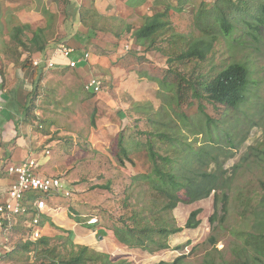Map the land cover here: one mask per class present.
<instances>
[{
	"label": "rangeland",
	"instance_id": "rangeland-1",
	"mask_svg": "<svg viewBox=\"0 0 264 264\" xmlns=\"http://www.w3.org/2000/svg\"><path fill=\"white\" fill-rule=\"evenodd\" d=\"M241 1L242 7L248 9L236 15L229 37L217 32L211 19L215 33L206 59L179 61L177 57L192 42L211 40L195 22L207 16L215 0H0V79L4 81L0 93L6 92L0 99L3 108L7 93L17 97L10 93L13 85L32 80L30 61L36 57L37 49L29 40L36 29H44L47 46L66 42L78 57L89 53L85 75L74 68H40L37 79L32 85L26 81L29 89L24 90L29 112L38 109L40 120L30 122L32 133L26 128L30 117L23 123H15L19 117L12 118L2 131L14 137L13 142L20 140L16 135L27 134L26 144L32 148L31 157L37 161L39 172L57 174L60 169L50 170L48 166L63 159L69 169L59 179L71 196L65 197L63 191L42 196L54 210L60 207L69 212L68 219L78 224L77 232L55 227L64 225L62 213L42 218L44 238L48 239L45 246H37L34 241L28 247H18L29 242L22 240L21 230H0V257L14 250L0 264H47L52 260L66 264L78 253V245H85V240L79 241L80 236L86 237L91 227L102 231L96 236L98 242L99 235L105 234L112 240L114 229H138L143 225L150 230L148 239H143L146 246L155 248L157 243L165 242L169 248L150 255L122 245L117 249L109 241L92 250L108 255L111 262L126 264H170L180 255L185 258L179 264H207L212 260L215 264H264V255L258 256L244 242L249 235L264 234V25L258 32H249L245 26L253 17L264 20V0ZM83 7L94 11L96 27L92 31L87 21L81 22L76 15ZM156 13L165 16V30L138 41L134 32ZM22 25H28L31 31L25 29L15 38V27ZM231 63L244 64L250 73L245 100L238 109L194 99L192 89L182 81L189 77L195 81L198 74L212 78ZM91 78L102 81L97 94L84 89ZM178 83L182 90L179 100L173 101ZM47 113L54 117L48 120ZM69 113L72 119H63ZM179 117L188 119L180 121ZM208 120L215 122L209 125L210 130L206 128ZM51 126L55 127L53 134L49 133ZM120 130L132 164L126 159L123 164L118 161L116 134ZM157 131L169 133L175 149L188 148L186 153L179 152L183 156H188L189 150H210L216 165L205 166L203 162L201 167L196 158L188 161L182 176L214 173L219 165L221 172L216 175L224 181L223 187L192 204L182 202L172 211L163 210L165 197L157 194L148 181L154 175L147 157V135ZM206 132L219 143L208 148ZM156 143L161 154L177 157L170 146ZM13 147L14 144L9 151ZM176 160L180 166V157ZM144 174L148 180L142 179ZM184 194L178 192L180 199H187ZM215 199L219 200L215 203ZM197 209L201 211L197 217L199 226L184 229L189 213ZM214 213L216 222L211 225L208 219ZM132 216L137 222L130 220ZM164 226L183 230L167 237L151 232ZM211 236L217 241L214 246L209 243ZM178 246L181 249L175 250ZM255 256L258 261L253 260ZM86 264L99 261L93 259Z\"/></svg>",
	"mask_w": 264,
	"mask_h": 264
},
{
	"label": "trees",
	"instance_id": "trees-1",
	"mask_svg": "<svg viewBox=\"0 0 264 264\" xmlns=\"http://www.w3.org/2000/svg\"><path fill=\"white\" fill-rule=\"evenodd\" d=\"M242 1L237 0V2H233V0H215V2L212 4L210 8L213 7L212 10H207V16L200 20V23H196L198 29L204 33L207 37H211V40L207 38V41H195L192 42L190 47L188 49L180 54L177 57V60L182 61L184 59H198V60H205V55L209 52V46L214 40V33H215V27H213V22H211V19H214V23L218 27L217 32L223 33L225 36H230L229 34L232 32L234 28L236 15L240 14V11L245 8L248 9V6L242 7ZM82 7V6H81ZM80 8V7H79ZM264 6L262 5L261 9ZM76 15L79 16L81 22H86L89 24L88 30L92 31L96 27L94 24V21L92 20V16H94V11H91V9H86V7H83V9H79L76 11ZM165 16L160 13H156L153 16L147 17L145 19V23L134 32L135 38L138 41H141L142 39H148L154 34L158 32H162L165 30L167 26V22L163 20ZM240 21H243V18H239ZM197 20L199 22V17H197ZM251 21L245 22V26L247 29H249V32H258V29L260 26L264 25V20L261 18V16L253 17L250 19ZM28 25H22L19 27H15L14 31V37L17 38L20 34H23L25 29H28ZM28 31H31V28L28 29ZM23 32V33H22ZM44 29L42 27L36 29L33 32V37L29 40L31 45L36 46V49L38 47V51H43L45 44L43 41L44 38ZM23 45V43H21ZM38 71L34 70L32 77L33 81H35L38 77ZM41 73V72H40ZM173 73V71H172ZM249 70L247 66H245L242 63H231L230 65H227L225 68L220 70L216 75H214L212 78L207 76H202L198 74L195 79V81L192 80V78H184L182 81H185L188 83L190 88L193 91V98L194 99H202L208 101L212 105H223L230 109H238L245 100V91L248 85V78H249ZM40 75V74H39ZM41 79V77H40ZM182 83V82H181ZM177 89L176 95L173 96V101L179 100L178 96H180V90L181 84H176ZM172 89V88H171ZM28 106V110H29ZM183 118L188 119V117H179L178 119L180 121H183ZM214 121L208 120L207 129L210 130L209 126L210 124L214 125ZM120 130L119 133L116 134L118 140V151L116 152L118 161L122 162L123 164L124 159L127 160V162L131 163L130 154L128 155V150L123 145L124 139L123 135ZM208 132V131H207ZM206 132V133H207ZM208 135L209 144L207 145L208 148L211 146L212 143H219L214 142L211 140L210 135ZM156 141H159L160 144H167L170 146L174 152V154H177V157H180L181 163L180 166L177 165V157L170 158L169 156H164L159 152L160 147L155 146ZM146 147L148 148L147 157L151 162V174L154 175V178L147 177V174H144L142 179H147L151 184L153 189L157 194L162 195L165 197V201L167 203L163 206V210L165 211H172L174 210L178 204L180 203H186V204H192L195 201L202 200L207 198L211 192L218 189V187H223L224 181L217 177L216 174H220L221 167L217 165L215 168L216 170L214 173H207L206 171L201 174H196L197 176H188L184 177L182 176L184 170L183 168L188 165V161L195 160L197 158L198 165L201 167L202 164L205 163V166H207L209 163H214L216 165L215 158L212 157L210 154V150H205L204 148L198 149L197 151H191L189 150L188 156L186 154L183 156L179 152H187V149H175V141L171 137L169 133L157 131L155 133H149L147 135V141H146ZM137 151V150H136ZM123 157V158H122ZM204 162V163H203ZM176 165L174 166V164ZM132 164V163H131ZM182 165V166H181ZM177 166V167H176ZM199 176V177H198ZM261 186L264 190V181L261 183ZM102 188V187H101ZM184 191V195L187 199L183 200L180 199L178 196V192ZM225 197L223 198V200ZM219 199H215L218 201ZM221 200V199H220ZM200 210H194L189 213V216L185 222L184 229H196L199 224L200 220L197 219L198 215L200 214ZM130 220H133V222H137V218L135 216H132ZM208 221L210 224H214L215 221V213L209 217ZM95 228V227H91ZM182 228L180 227H160L156 230L158 236H168V235H175L177 233L182 232ZM149 228L145 225L138 227V229H131L126 227L125 229H114L113 234L116 239V241L126 247H130L133 249H139L143 252H146L150 255L162 251L165 249H168L169 246L167 243H157L156 247H150L146 246L143 239H148V232ZM145 239V240H146ZM37 246H45L48 243V239L42 237L41 239L37 240ZM35 242V243H36ZM150 242H153L150 239ZM216 239L212 236L209 237V243L214 246L216 244ZM245 245H249L252 247L254 253H256L258 256L264 255V246L261 248L258 247V244L263 243L264 245V234H258L256 236L249 235L248 238L244 239ZM34 243V244H35ZM155 243V242H154ZM32 243L30 242H23L18 244V247H28ZM74 246V244L72 243ZM255 248H254V247ZM79 250L76 255L72 256V259L67 262L66 264H86L87 261L90 260H96L99 261V264H126L124 261H115L111 262L109 260V256L106 254H99L95 252L94 250L90 249L88 246L85 245H78ZM181 247H177L175 250H180ZM14 251V250H13ZM13 251L9 253H5L3 257H0V260L4 259L5 257H8ZM90 252V255L87 254ZM185 258L184 255H180L170 264H179L183 261ZM253 260H259L256 259V256L253 257ZM63 261L61 260H52L50 263L47 264H61ZM159 264H168L165 262H160ZM207 264H215V262L209 261Z\"/></svg>",
	"mask_w": 264,
	"mask_h": 264
},
{
	"label": "built area",
	"instance_id": "built-area-1",
	"mask_svg": "<svg viewBox=\"0 0 264 264\" xmlns=\"http://www.w3.org/2000/svg\"><path fill=\"white\" fill-rule=\"evenodd\" d=\"M57 57L65 60V65L71 69L77 68L80 63H87L89 59L88 53L78 57L74 48L61 42L54 46L51 57L36 56L31 59L32 71L54 68L57 65ZM84 89L97 94L102 89V81L91 78L86 82ZM2 109L0 103V111ZM45 154L48 155L49 151H45ZM38 169L39 165L35 159H28L20 164L0 165V173L15 177L7 188L5 197L0 198V230L4 233L21 230L22 240L29 242L37 241L45 234L42 218L49 213L50 208L42 195H57L63 191L65 197L71 196L69 191L64 190L58 177L43 176L39 174ZM56 210L58 208L54 211Z\"/></svg>",
	"mask_w": 264,
	"mask_h": 264
},
{
	"label": "crops",
	"instance_id": "crops-1",
	"mask_svg": "<svg viewBox=\"0 0 264 264\" xmlns=\"http://www.w3.org/2000/svg\"><path fill=\"white\" fill-rule=\"evenodd\" d=\"M43 42L45 44L44 50L43 51L36 50L37 55H35V56L47 57L49 55V57H51L53 48L56 44L54 43V44H51L50 46H47L46 45L47 39L44 40ZM56 43H58V42H56ZM64 43H66V42H64ZM37 49H38V47H37ZM49 52H50V54H48ZM55 61L57 63L56 68H61V70H67V71L71 70L72 71L71 68H68L65 65L66 61L63 60L62 58L57 57ZM88 67H89L88 62L87 63H80L77 66V68L74 69V71L79 72L80 74L82 73L83 75H85L86 71L88 70ZM64 68H67V69H64ZM62 72H66V71H62ZM23 74L25 75V73H21V75H23ZM31 77H32V74H31ZM26 81H28V80L26 79ZM26 81L24 80L23 81L24 83L19 82V84H15L11 87L10 93H15L17 95V97L13 94H12V96H10L9 93H7V95H5V97L3 98V101L5 102V104H4L5 107L0 111V128H2L1 132H0V165L1 166L5 165V164H20V163H22L28 159H32L31 156H32L33 152H32V148L31 147L29 148L28 145L26 144L29 142L27 139L26 133H23L21 135L20 134L16 135L17 137L16 136L15 137L20 138V140L18 139L17 141L13 142L14 137H9L5 133L2 132L3 129L6 127L7 121H10L12 118L19 117V118H16L15 123H20V122L23 123V121L25 120L26 117H28V118L30 117L28 120V123H27V127H26V125H25V127L28 129V132L32 133L31 132L32 127L30 128V126H29V125H31L30 122L35 121L36 118L40 120V117L42 116L41 112L38 109H36L32 112H29L30 109L28 110V104H27V100H26L27 94H26V92H24V90L29 89L27 86V84H29V83H26ZM32 81H33V77H32V80L28 81V82H30V84H31ZM2 82H4V81L0 79V88L1 89H2V84H1ZM1 92H2V90H1ZM1 96H2V94L0 93V99L2 98ZM49 116H51V117H49ZM70 116H71V114L69 113L68 118L67 119L63 118V119L70 121L72 119V117H70ZM53 117H54V114L47 113L45 118H47L49 120ZM53 129H55V127L51 126V129H50L51 131L49 132L50 134H53V132H54ZM17 142H19L18 145H16ZM13 144H14V147L11 149V151H9V148L12 147ZM23 144H25V146ZM48 167L50 168V170L53 169V170L57 171L60 169V171L57 172V174L53 171L39 172V174H41L43 176H54V177L59 178L60 176L66 175V173L68 172V169H69V168H67V165L64 164V161L61 158H59L56 161H52ZM13 179H15L14 176H9L6 173H0V189L2 190V191L0 190V192H1L0 198L5 197L4 194L7 191V188L9 187V185L13 182ZM61 213H62V215H61L62 220L61 221H63L64 225L63 226L59 225V226H55V227L63 228V230L69 231L70 233L77 232L78 224L75 222L72 223V220L68 219L69 212L67 210H62L59 207L58 210L54 211V209H52V207H50V211H49V213H47L48 214L47 217H49V216L52 218L58 217V216H60ZM54 224H57V223H54ZM94 229L90 230L92 232L88 233L86 235V237L80 236V240L79 239L78 240L81 242L85 240L86 241L85 245L90 246V248L94 249L95 251H96V249H95L96 247H99L101 244H105L104 242H109V241L111 242V246H113V247L116 246L117 249H120V244L116 241L115 237H112L113 239L110 240V239H108L109 238L108 234L99 235V238H98L99 241L97 242L96 236L98 235V233L101 230H97V229L94 230ZM97 250H99V249H97Z\"/></svg>",
	"mask_w": 264,
	"mask_h": 264
},
{
	"label": "clouds",
	"instance_id": "clouds-1",
	"mask_svg": "<svg viewBox=\"0 0 264 264\" xmlns=\"http://www.w3.org/2000/svg\"><path fill=\"white\" fill-rule=\"evenodd\" d=\"M63 43H64V42H63ZM76 52H77V51L75 50V55H76ZM85 53H88V52H84V53L80 54V56H83ZM88 55H89V53H88ZM80 56H79V57H80ZM88 60H89V59H88ZM33 72H34V71H33ZM5 93H6V92H5ZM5 93H4V94H5ZM1 94L4 95L3 92H1ZM39 127H40L41 129L43 128L41 125H40ZM46 148H50V146H47ZM47 150L49 151V149H47ZM47 150H46V151H47ZM47 204H48V203H47ZM48 207H49V205H48ZM49 208H50V207H49ZM58 208H59V207H58ZM52 209H54V208H52ZM44 216H48V214H46V215H44ZM44 216H43V217H44ZM45 234H46V233H45ZM45 234H44V236H45ZM44 236H43V237H44Z\"/></svg>",
	"mask_w": 264,
	"mask_h": 264
}]
</instances>
